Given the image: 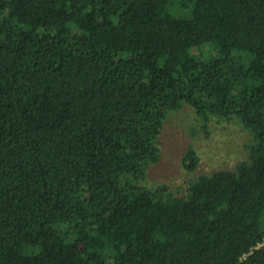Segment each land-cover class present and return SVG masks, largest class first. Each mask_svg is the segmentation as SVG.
<instances>
[{
	"label": "trees",
	"instance_id": "16d2710c",
	"mask_svg": "<svg viewBox=\"0 0 264 264\" xmlns=\"http://www.w3.org/2000/svg\"><path fill=\"white\" fill-rule=\"evenodd\" d=\"M186 105L253 142L180 197ZM0 264H264V0H0Z\"/></svg>",
	"mask_w": 264,
	"mask_h": 264
},
{
	"label": "rangeland",
	"instance_id": "374dc122",
	"mask_svg": "<svg viewBox=\"0 0 264 264\" xmlns=\"http://www.w3.org/2000/svg\"><path fill=\"white\" fill-rule=\"evenodd\" d=\"M252 142L251 132L237 121L214 119L205 129L195 110L186 105L167 118L161 137V159L150 167L143 184L150 188L166 185L177 196H186L199 176L235 170L239 163L249 160ZM190 149L200 157L193 172L185 167Z\"/></svg>",
	"mask_w": 264,
	"mask_h": 264
}]
</instances>
